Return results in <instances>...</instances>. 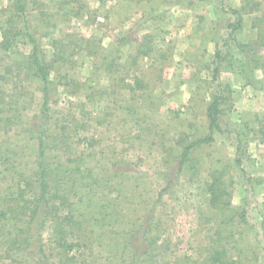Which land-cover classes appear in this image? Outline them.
Here are the masks:
<instances>
[{"label":"rangeland","instance_id":"374dc122","mask_svg":"<svg viewBox=\"0 0 264 264\" xmlns=\"http://www.w3.org/2000/svg\"><path fill=\"white\" fill-rule=\"evenodd\" d=\"M8 1L0 0V25L17 27ZM26 2L24 25L48 71L49 191L66 192L80 222L69 229L85 238L76 230L83 227L89 242L74 247L80 257H63L47 222V256L26 250L12 264H214L216 251L235 264H264V143L256 131L264 129V0ZM57 49L61 60L52 57ZM135 49L147 54L134 71L104 70L106 61L128 63ZM29 51L23 36L7 59L0 51L1 66L18 63L0 71V146L20 149L31 174L42 85L26 68ZM213 94L221 96V133L195 146L179 171L183 147L208 134ZM236 136L246 145V176L233 162ZM212 174L226 190L215 206L206 193ZM94 179L102 186L82 188ZM75 194L83 201L74 198L72 208ZM104 202L116 212L103 216Z\"/></svg>","mask_w":264,"mask_h":264},{"label":"trees","instance_id":"16d2710c","mask_svg":"<svg viewBox=\"0 0 264 264\" xmlns=\"http://www.w3.org/2000/svg\"><path fill=\"white\" fill-rule=\"evenodd\" d=\"M27 0H9L8 9L12 11L16 17L15 22L18 24L17 27H7L5 24L0 25V30L2 31V41L0 42V51L4 53L3 58H8L7 53L14 48V44L22 39V36L27 39L28 46L30 47V51L26 57L27 67L31 73V77H35L39 80L42 87L39 89L42 96L40 99V108H39V117L36 124L33 125V129L36 132L29 130L28 132H33L35 140L36 149L34 151L35 155L31 160L30 172L24 169V163H22V151L18 148L8 149L0 146V263L3 264L5 261H8L10 264L14 263L15 259L13 256L15 253L25 254L27 250V254L33 257H44L46 253L45 244L43 243L42 238V230L47 222L54 223V227L51 231V240L56 245V248L61 251V255L64 257H70V260H74L76 257H80L79 253H75L76 249L74 247H78V245H83L81 242H89V237L83 229V227H77L76 230L83 232L85 238H82L75 233H71L72 231L69 229V225H77L76 222H79L78 219L73 217V212L71 209L68 210V195L65 193L54 192L51 193L49 191V179L54 171L55 165L53 161L51 162V158H53V154L50 153L48 149L49 142L47 141L48 137L46 135V129L44 125L46 124V113L49 110L50 106V97H49V88H48V71L47 65L44 63V58L42 55L41 49H39V43L34 38L32 33L29 32L28 27H26V23L24 25L25 19V8L27 5ZM241 25V19L239 18L236 21L235 25H231L232 30L239 28ZM20 26V27H19ZM64 50V49H63ZM63 50L58 51L52 55L54 59L61 60L63 58ZM138 53V55H134V57H130V61L128 63H113L106 61L104 63V70L106 72L109 71H117L122 75L125 73H130L135 70V66L137 60L146 56L147 53L140 54L138 50H134ZM74 52V51H73ZM72 53H69V57L71 59ZM13 53L12 51L10 52ZM217 55L215 56V60L217 61ZM117 60L116 58H113ZM18 63H13L11 61V66L9 68H4V66L0 65V71L8 72L10 71L13 65H17ZM116 69H112V68ZM17 68V66H16ZM7 69V70H6ZM110 69V70H109ZM217 67H215L213 71V78L217 77ZM105 72V71H104ZM5 74H0V81H5ZM136 77H133V81H136V84L139 80H135ZM122 80V79H121ZM121 80L118 82L120 83ZM123 83V82H122ZM135 83V82H134ZM136 84L134 86H136ZM133 86V87H134ZM132 89V87H130ZM22 95V94H21ZM3 99H0V104L4 106L2 103ZM221 96L220 95H212V100L209 103L206 109V117L208 119V134L197 140L193 143H189L185 147H183L179 162L178 169L181 170L182 166L189 160V155L191 150L201 144L209 143L213 140V136L216 133H221V129L219 127V115L221 112L220 109ZM19 115H14L13 118H18ZM257 133L260 135L261 142L264 143V129L258 128ZM22 134L26 136L25 132L22 131ZM47 139H46V137ZM236 147H235V155H234V164L239 169L240 174L246 176V172L243 169V156L246 154V145L238 139L236 136ZM235 141V140H234ZM48 146V147H47ZM65 150V149H64ZM66 151V150H65ZM62 151V152H65ZM52 154V155H51ZM27 158V157H26ZM26 168H28V164L26 163ZM78 171V170H76ZM33 178V180L29 179L27 176ZM65 181L70 185H75L74 180L70 174L64 176ZM28 179V181L26 180ZM62 179V178H61ZM25 180V181H24ZM24 183H20V182ZM32 184V185H31ZM97 184V180L94 179V183L91 185H84L82 188L90 189L92 186ZM97 186L101 187V184H97ZM223 183L220 178V175L215 176L212 174L211 181L206 183V193L208 194V198L212 205H216L219 199L220 194L226 192L225 189L222 190ZM69 187L67 186V189ZM103 192V191H102ZM69 194V193H68ZM106 195L105 192L102 193ZM78 196V198L76 197ZM74 198L78 199V202H82L83 198L79 195L75 194L70 197L72 201L71 207L75 208L73 202H75ZM115 196L113 199H116ZM161 198V194L159 195ZM158 198V200H159ZM112 201V200H111ZM109 201V202H111ZM88 204H91L92 201H87ZM224 206L226 204H223ZM228 206L230 203L228 201ZM112 203L104 202L102 205V215H110L116 212L117 207L113 208ZM112 208V209H111ZM77 210V209H76ZM57 213H61V217L58 216ZM81 214H91L86 211V213L81 212ZM83 217L82 215H80ZM76 221V222H75ZM118 222V218L115 222ZM83 222V221H82ZM113 222V224L115 223ZM80 223V222H79ZM261 231L264 233V221L261 223ZM71 234V238H69ZM69 235V236H68ZM80 252V251H79ZM69 253H73L72 256ZM220 253L216 251L211 254V260L214 264H235V262H230L227 260H222L218 255ZM24 259V258H23ZM17 261V260H16ZM16 263V262H15ZM30 264H37L31 262Z\"/></svg>","mask_w":264,"mask_h":264},{"label":"crops","instance_id":"0c3cea01","mask_svg":"<svg viewBox=\"0 0 264 264\" xmlns=\"http://www.w3.org/2000/svg\"><path fill=\"white\" fill-rule=\"evenodd\" d=\"M179 16L181 17L182 16V14H179ZM183 17V16H182Z\"/></svg>","mask_w":264,"mask_h":264}]
</instances>
